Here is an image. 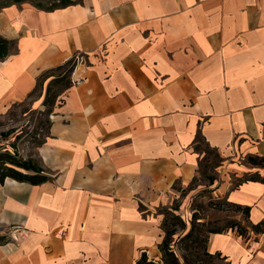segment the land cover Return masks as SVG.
<instances>
[{
    "label": "crops",
    "instance_id": "1",
    "mask_svg": "<svg viewBox=\"0 0 264 264\" xmlns=\"http://www.w3.org/2000/svg\"><path fill=\"white\" fill-rule=\"evenodd\" d=\"M0 35L16 44L0 61V118L26 101L45 112L53 77L38 80L84 57L43 142L13 149L51 180L0 185V236L14 237L0 264L159 262L157 209L202 176L208 150L214 195L250 208L247 235L211 234L208 253L264 264V231L252 230L264 224V167L248 163L264 158V0L14 3Z\"/></svg>",
    "mask_w": 264,
    "mask_h": 264
},
{
    "label": "rangeland",
    "instance_id": "2",
    "mask_svg": "<svg viewBox=\"0 0 264 264\" xmlns=\"http://www.w3.org/2000/svg\"><path fill=\"white\" fill-rule=\"evenodd\" d=\"M60 1L0 0V7L24 2L48 9L54 5H60ZM70 1L79 3L82 0ZM49 118L50 116L41 111H32L28 106V101L16 105L7 116L0 118V151L16 153L15 147L20 144L23 154H33L32 149L43 142L48 132ZM19 158L25 160L22 156ZM206 160L207 162L202 165V176L196 179L190 187L177 188L170 192L168 199L157 209L158 213L164 217L165 237L166 230L174 234L168 238V245L181 264H230L222 255L210 256L208 253L210 231L224 233L230 231L229 226L234 223H240L243 227L248 226V220L243 213L239 219V211L233 205L229 204L226 199H218L220 197L214 195L212 188L215 185V176L211 174L209 167L217 163L216 153L208 150ZM242 181H235L233 186ZM14 231H18V228H14ZM13 239L14 237H11L7 241L11 242ZM159 262L166 264L163 262L162 252Z\"/></svg>",
    "mask_w": 264,
    "mask_h": 264
},
{
    "label": "trees",
    "instance_id": "3",
    "mask_svg": "<svg viewBox=\"0 0 264 264\" xmlns=\"http://www.w3.org/2000/svg\"><path fill=\"white\" fill-rule=\"evenodd\" d=\"M18 3V2H16ZM74 3L70 0H61L60 5H54L52 8L44 9L46 11H51L54 9L66 7L73 5ZM7 6L0 7V11ZM16 48L14 41L9 40L2 35H0V61H4L8 56H10ZM75 70V64L73 60H69L64 65L58 66L55 69L50 70L47 75L38 80V87L40 89L43 86V82L49 77H53L49 83L46 91V97L43 105L46 107L45 114L48 116L52 114L53 109L58 101L60 95H62L67 89L72 85L71 77ZM56 72H59L56 74ZM58 90H54L55 88ZM248 163L254 166H263L264 167V158L259 157H249ZM6 178L14 179L18 182H25L32 185H41L51 180L50 176H47L43 173V170L39 168L30 160H22L19 158V155L16 153H11L9 151H0V185H2ZM258 178H252L255 180ZM264 181V178L261 179ZM235 209L243 213L246 217L249 216V207H242L239 205H233ZM231 229H237V232L241 236L247 235V227H243L240 223H234L229 226ZM252 230L255 233H260L264 231V224H258L252 226ZM211 234H217L218 231H210ZM174 234L166 230V237L161 246V252L163 253V262L166 264H181L178 258L173 254L168 245V238L172 237ZM8 239L5 236H0V244L7 243ZM210 254V253H209ZM220 255V254H216ZM210 256H214L210 254ZM137 264H160V262H154L150 260L148 254L143 252L140 259L137 260Z\"/></svg>",
    "mask_w": 264,
    "mask_h": 264
},
{
    "label": "built area",
    "instance_id": "4",
    "mask_svg": "<svg viewBox=\"0 0 264 264\" xmlns=\"http://www.w3.org/2000/svg\"><path fill=\"white\" fill-rule=\"evenodd\" d=\"M73 63L75 64V68L84 63V57L82 55H77L76 57H74L73 59ZM83 80H71L72 84L77 85L80 84Z\"/></svg>",
    "mask_w": 264,
    "mask_h": 264
}]
</instances>
